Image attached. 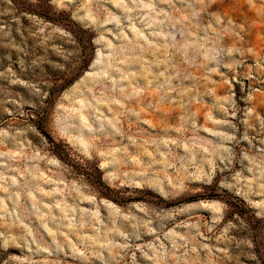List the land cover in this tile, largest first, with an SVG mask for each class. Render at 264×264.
Masks as SVG:
<instances>
[{
  "label": "rangeland",
  "instance_id": "rangeland-1",
  "mask_svg": "<svg viewBox=\"0 0 264 264\" xmlns=\"http://www.w3.org/2000/svg\"><path fill=\"white\" fill-rule=\"evenodd\" d=\"M0 264H264V0H0Z\"/></svg>",
  "mask_w": 264,
  "mask_h": 264
}]
</instances>
